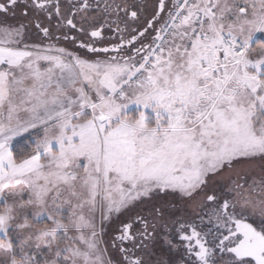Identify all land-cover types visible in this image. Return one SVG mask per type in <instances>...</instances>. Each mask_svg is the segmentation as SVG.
Wrapping results in <instances>:
<instances>
[{"label":"snow or ice","instance_id":"6c2138e0","mask_svg":"<svg viewBox=\"0 0 264 264\" xmlns=\"http://www.w3.org/2000/svg\"><path fill=\"white\" fill-rule=\"evenodd\" d=\"M146 7L0 0V264H264V0Z\"/></svg>","mask_w":264,"mask_h":264},{"label":"flooded vegetation","instance_id":"af4514ba","mask_svg":"<svg viewBox=\"0 0 264 264\" xmlns=\"http://www.w3.org/2000/svg\"><path fill=\"white\" fill-rule=\"evenodd\" d=\"M151 3H152V0H147V7H146V11L147 12H150L151 11ZM26 23V21H25ZM61 46H65V47H68V48H71V44H68V43H65V42H61ZM108 234L107 235V239H109V236L111 235L112 233V228H108ZM174 261H178L179 260V257L178 256H174Z\"/></svg>","mask_w":264,"mask_h":264},{"label":"rangeland","instance_id":"374dc122","mask_svg":"<svg viewBox=\"0 0 264 264\" xmlns=\"http://www.w3.org/2000/svg\"><path fill=\"white\" fill-rule=\"evenodd\" d=\"M107 231H108V229H107ZM105 239H107V235L105 236Z\"/></svg>","mask_w":264,"mask_h":264}]
</instances>
